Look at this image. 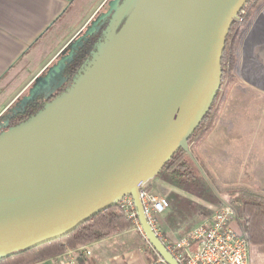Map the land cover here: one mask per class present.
<instances>
[{"label": "water", "instance_id": "water-1", "mask_svg": "<svg viewBox=\"0 0 264 264\" xmlns=\"http://www.w3.org/2000/svg\"><path fill=\"white\" fill-rule=\"evenodd\" d=\"M247 1L107 3L73 44L109 18L70 86L0 133V257L60 239L131 197L160 261L179 264L148 224L139 189L177 150L190 155L188 140L220 89L226 39Z\"/></svg>", "mask_w": 264, "mask_h": 264}, {"label": "trees", "instance_id": "trees-1", "mask_svg": "<svg viewBox=\"0 0 264 264\" xmlns=\"http://www.w3.org/2000/svg\"><path fill=\"white\" fill-rule=\"evenodd\" d=\"M96 2L97 0H72L70 2V8L68 11L60 16L11 68V76L8 75L3 79L5 87L3 86L4 90L0 91V105L18 88L30 73L34 71V69L52 51H54L58 45H60L75 27H77L86 13ZM106 25V21L100 23L93 36L85 37L80 43L73 46L76 37L67 46L68 49L66 50V53L72 47L74 53L62 67L61 73L66 75V79L61 87L55 92L46 95V99H42V96L44 95L37 93L34 96L28 97L22 106H18V108L15 109L12 108V111L0 118V133L11 127L17 126L34 116L46 103L58 97L70 86L78 70L90 57V53L94 50L95 42ZM233 29L234 27L232 25L222 54L221 84L224 77L223 65L224 62L227 61V57L231 54L228 42ZM212 106L202 119L196 131L189 138V146L191 143L198 141L199 138L207 132ZM190 147V155L180 149L177 150L156 178L169 184L173 187V190H189V187H200L203 189L206 188L207 191H210L209 188L211 187L209 185V178L203 165L198 162ZM144 187V190L147 193L152 191V187L149 183H146ZM173 193L174 199L173 197H169L168 202L174 205L175 212L179 214L183 220L188 219V217L194 215V213L196 215L198 214L197 212H193L191 208H188L187 205L183 206L186 198H180L183 201H179L177 199L181 196L175 192ZM233 195L235 194L233 193ZM232 202L235 212L234 221L239 232L246 238L250 247L255 251V254L261 258L264 264V198L261 199L254 197L246 191L238 193ZM133 227L134 220L128 218L119 207L115 205L97 214L86 223L60 239L35 248L0 257V264H35L56 257L64 253L66 250H73L106 239L128 231Z\"/></svg>", "mask_w": 264, "mask_h": 264}, {"label": "rangeland", "instance_id": "rangeland-1", "mask_svg": "<svg viewBox=\"0 0 264 264\" xmlns=\"http://www.w3.org/2000/svg\"><path fill=\"white\" fill-rule=\"evenodd\" d=\"M99 4L100 1L94 5L90 13L94 12ZM252 11L249 6V14L243 19L239 33L232 39L234 29L237 28L235 26L230 36L228 47L231 50V54L223 65L224 77L212 104L208 130L198 141L191 143V147L189 146L198 162L204 167L209 178L210 191L200 187H189V190L174 188V191H177V194L181 196L177 200L183 201L180 198H186L183 206L187 205L193 212H197V215L194 213L195 217L200 215L201 220L193 224L197 223V225H200L210 222L215 211L222 207L223 204L233 205L232 201L238 193L247 191L254 197L264 198V92L254 86L242 73L237 72L244 66L249 69L248 61H252L250 58L246 62L241 60L243 51H245L243 49L245 37L250 34H248V31L258 18V13ZM78 27L73 34L65 39L60 47L72 41L75 35L78 36V34H75L77 29H79ZM254 33L256 34L257 32ZM260 33V35H264V32ZM60 55L62 56V53ZM54 63L55 61L52 65ZM52 70L48 69L38 81V83L45 82L46 87H43L45 86L43 85L41 90H39L46 93V95L51 93L63 79V74L60 75ZM26 81L21 83V87L25 86ZM3 86L5 87V84H2L0 91L4 90ZM26 93H24V96ZM15 94L16 92L12 95L10 94L0 105V116L7 114L16 106V104L9 106L13 98L18 95ZM209 133H212L209 143H206L205 147H201L202 142L208 138ZM156 187L161 188V191L155 197L165 198L167 201H169V197H173V187L163 180L157 178ZM193 224L191 223L192 226H189L190 229L193 226L195 228ZM233 227L239 231L235 221L233 222ZM167 241L170 240L167 239ZM251 264H263L261 258L255 254L252 248Z\"/></svg>", "mask_w": 264, "mask_h": 264}, {"label": "crops", "instance_id": "crops-1", "mask_svg": "<svg viewBox=\"0 0 264 264\" xmlns=\"http://www.w3.org/2000/svg\"><path fill=\"white\" fill-rule=\"evenodd\" d=\"M71 1L72 0H0V87H2L3 79L8 75L11 76V68L25 55L27 50L60 16L68 11ZM99 1L100 4L97 9L90 13L93 6L82 19V21L84 20L83 23L81 24V21L77 25L78 27L81 24L75 34L79 35L84 32L91 24L96 14L103 10L109 0H97L96 3L98 4ZM77 27H75L68 36L73 34ZM75 36L72 38V41L77 37ZM67 37L65 39H67ZM72 41H68L69 43L61 47L58 45L56 49L29 74L24 80H27L25 86L21 87L22 84H20L14 91L16 92L15 95H18L13 98L9 106L15 104L19 99L23 100L24 93L28 92L33 84L45 74L48 67L56 60L60 53L64 52L65 48ZM34 72H36L35 75L31 77ZM210 136H212V133H209L208 138L202 142L201 147H205V144L209 143ZM150 182L149 184L152 187L150 194L156 196V194L161 191V188H159L160 186L156 187L157 178L150 180ZM174 192L177 193V191ZM200 220V215L197 217L192 215L189 216L188 219L183 220L181 216L175 212L174 205L171 203L168 209L156 216L157 227L161 235L171 242L183 237L186 232L194 228V226L191 229L189 228L191 223L193 224ZM137 223L138 222L134 220V227L128 231L73 250H66L56 257L35 264H161L162 262L160 263V258L157 253L146 241L143 233L138 229L139 223ZM193 225L196 227L199 224L197 225L196 223ZM80 249H84L86 252L88 251L89 254H80Z\"/></svg>", "mask_w": 264, "mask_h": 264}, {"label": "built area", "instance_id": "built-area-1", "mask_svg": "<svg viewBox=\"0 0 264 264\" xmlns=\"http://www.w3.org/2000/svg\"><path fill=\"white\" fill-rule=\"evenodd\" d=\"M248 14L247 2L233 22V27L237 26L234 31L240 28ZM139 196L148 224L179 264H251V247L246 238L232 226L235 218L233 205L223 204L215 211L210 222L198 225L183 237L171 242L162 237L156 221V216L169 208L167 199L147 193L144 185L139 189ZM117 206L128 218L137 221L131 197L122 198ZM138 229L142 232L140 225ZM79 252L89 254L84 249Z\"/></svg>", "mask_w": 264, "mask_h": 264}, {"label": "flooded vegetation", "instance_id": "flooded-vegetation-1", "mask_svg": "<svg viewBox=\"0 0 264 264\" xmlns=\"http://www.w3.org/2000/svg\"><path fill=\"white\" fill-rule=\"evenodd\" d=\"M248 2V5L252 8V12H257L258 13V18L256 19V21H255V24L252 26V28H251V31H250V29H249V35H247L246 37H245V40H244V47H243V49L245 50V51H243V55L241 56V60L243 61V62H246L249 58H250V60L252 59V61L250 62V61H248V63H249V65H250V68L249 69H246V66H244V68L242 67V68H240V70L238 71L237 70V72L239 73H242L243 74V76L244 77H246L247 79H249L250 80V82L254 85V86H256V87H258V89H260V88H262V89H264V35H260L261 33L260 32H264V0H248L247 1ZM106 10H107V5L103 8V10H101L96 16H95V18L94 19H96L99 15H101V14H104L105 12H106ZM93 19V20H94ZM104 21H106V24H108V21H109V18H106V19H104L101 23H103ZM90 26V25H89ZM88 26V27H89ZM107 26V25H106ZM263 26V27H262ZM87 27V28H88ZM260 27H262L261 29H260ZM87 28L84 30V32H82V33H80L78 36H77V38L78 37H81L85 32H86V30H87ZM98 28V27H97ZM96 28V29H97ZM260 29V30H259ZM104 30V29H103ZM240 29H238V30H236V31H234V33H233V35H232V38H234V37H236L237 36V34L239 33L238 31H239ZM259 30V31H258ZM254 32H257L256 34L254 33ZM255 34L254 36H253V34ZM95 33H93L92 35H90L89 37H91V36H93ZM231 35V34H230ZM240 35V34H239ZM88 37V36H87ZM240 37V36H239ZM76 38V39H77ZM230 39V38H229ZM252 39V40H251ZM82 41V40H81ZM80 41V42H81ZM102 41V38H101V33H100V35H99V37L97 38V40H96V42H95V45H94V48H95V46L97 47L98 46V44H100V42ZM249 41H250V43H249ZM79 42V43H80ZM68 48L66 47L65 48V50H64V52L62 53V56L61 55H59L58 57H57V59L55 60V63L52 65H50L49 67H48V69H53L52 71L54 72V68H55V66L57 65V63L61 60V59H63L64 57H66L68 54H69V52L71 51V49H69V51L66 53V50H67ZM74 51V49L72 50V55H71V57L73 56V52ZM246 51H248V52H246ZM70 57V58H71ZM69 58V59H70ZM90 58V57H89ZM88 58V59H89ZM69 59H67L66 61H64V63L62 64V66L59 68V71L57 72V73H59L60 75L62 74L61 72V70H62V67L65 65V63L69 60ZM241 61V62H242ZM86 62V61H85ZM84 62V63H85ZM252 66V67H251ZM254 68V69H253ZM48 69H47V71H48ZM46 71V72H47ZM45 72V73H46ZM62 82H60V84H58V86L52 91V92H55L56 90H58L60 87H61V85L63 84V82H64V80L66 79V75H62ZM39 81V80H38ZM38 81H36L34 84H33V86L31 87V89L26 93V95L24 96V98H23V100H20L18 103H15L16 104V106L13 108V109H15V108H18V106H22L25 102H26V100L28 99V97H31V96H34V95H36L37 93H41L40 95H44V96H42V99H46L45 98V96H46V93H44V92H40V90H41V86H43V85H45V86H43V87H46V84H44V83H38ZM221 87V86H220ZM40 89V90H39ZM13 109H11V111L13 110ZM8 114V113H7ZM7 114H2V116H0V118L1 117H4L5 115H7Z\"/></svg>", "mask_w": 264, "mask_h": 264}, {"label": "bare ground", "instance_id": "bare-ground-1", "mask_svg": "<svg viewBox=\"0 0 264 264\" xmlns=\"http://www.w3.org/2000/svg\"><path fill=\"white\" fill-rule=\"evenodd\" d=\"M253 34V33H252Z\"/></svg>", "mask_w": 264, "mask_h": 264}]
</instances>
